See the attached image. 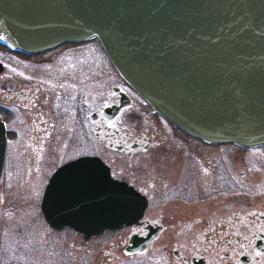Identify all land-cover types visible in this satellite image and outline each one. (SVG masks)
<instances>
[{"label": "flooded vegetation", "instance_id": "obj_1", "mask_svg": "<svg viewBox=\"0 0 264 264\" xmlns=\"http://www.w3.org/2000/svg\"><path fill=\"white\" fill-rule=\"evenodd\" d=\"M86 43L97 44L117 78L116 85L105 89L99 103L94 100L99 86L84 55L77 60L68 56L54 64H75V73H67L62 80L44 73L50 65L32 66L27 67L32 74L26 75L39 81L35 86L22 87L10 96L0 84L6 163L22 142H26L31 154L38 155L37 162L44 160L49 174L41 191L40 210L48 229L79 236L85 264H264V161L250 168L260 185L258 192L255 197H245L258 202L242 204V177L246 171L239 169L237 175L241 178L237 179L234 162L241 163V158L235 161L226 153V147L239 152L263 149L264 144L209 142L184 130L126 81L97 36L36 53L0 40V49L19 60L31 61L62 47ZM4 72L6 63L0 59V76ZM26 135L28 140H24ZM174 140L189 155L195 156L194 148L209 153L217 150L215 161H204L206 157L201 155L199 159L191 157L192 161L185 157L183 163L161 162L168 153V142ZM156 149H162L159 160L144 161L152 158L149 155ZM60 153L64 156H58ZM81 158L92 161L83 168L64 170L59 181L52 182L58 169ZM134 158L144 162H132ZM117 159L129 162L118 164ZM28 164L31 168L30 159ZM110 178L125 183L139 201L146 203L140 218L89 238L71 226L53 224L47 219L42 206L45 197L49 201L47 211L60 214L59 202L70 207L68 201L77 197L104 195L107 188L103 182ZM253 178L251 182H255ZM227 197L232 200L227 201Z\"/></svg>", "mask_w": 264, "mask_h": 264}, {"label": "water", "instance_id": "obj_2", "mask_svg": "<svg viewBox=\"0 0 264 264\" xmlns=\"http://www.w3.org/2000/svg\"><path fill=\"white\" fill-rule=\"evenodd\" d=\"M91 36L184 130L209 142L264 144V0H0V40L17 49L40 52ZM6 154L0 121V185ZM91 161L66 164L52 182ZM103 185L99 197L59 202L56 215L45 197L47 219L89 238L142 216L146 203L129 186L112 178Z\"/></svg>", "mask_w": 264, "mask_h": 264}, {"label": "rangeland", "instance_id": "obj_3", "mask_svg": "<svg viewBox=\"0 0 264 264\" xmlns=\"http://www.w3.org/2000/svg\"><path fill=\"white\" fill-rule=\"evenodd\" d=\"M81 55H84L89 61L87 68L93 73L92 75L99 86L98 95L94 96V100L99 103L102 100L101 95L105 89L110 85H116L117 78L108 63L104 61L96 43L62 47L56 52L37 57L31 61L19 60L15 55H10L4 49H0V59L6 63V72L0 76V84L10 96L13 95V91L22 87L28 89L31 86H35V82L39 83V81L31 80L26 75L32 74L27 69V67L32 66L50 65L45 69L44 73L51 78L62 80L67 76V73H75V64L66 62L64 67L60 64H54L68 56H73L77 60L81 58ZM43 70L40 72H43ZM163 131H165L164 128ZM26 139H29L28 135L24 137V140ZM169 142V147L165 149L168 153L161 160V162L164 161L163 163H183L186 161L185 157H196L199 159L201 155L206 157L204 161L209 160L211 162L215 161L214 157L217 156V153H215L217 150L211 149L209 153L206 151L199 152L201 149L197 148H194L195 156L189 155V152L183 151L184 148L177 141L174 140V143ZM99 149L102 150L104 148ZM104 151L106 150L104 149ZM158 153L161 154L162 149L153 150L149 155L152 158L144 161L159 160L157 159ZM226 153L229 157L234 156L235 161L237 157L241 158V163L238 160L236 163L234 162V168H237V179L241 178L239 174L237 175L239 169L246 171L242 177L241 192L244 195V197L242 195V204H248L249 201L250 203H257L256 199L245 197H251L253 194L255 197L260 187L256 183V175L253 178V171L250 168L252 166L255 167L258 161H264V148L238 152L232 147H226ZM58 156L63 157L64 155L60 153ZM37 157V154L30 153L26 142L25 144L24 142L17 144L16 148L9 154L8 165L6 163L0 188V264H85L81 259L85 252L80 248V237L75 234L54 233L48 229L45 223L40 210V195L49 172L45 165L43 166L44 160L38 159L37 162ZM29 159L31 168L28 164ZM189 160L192 161L193 159ZM141 161L143 160L137 158L132 160V162ZM128 162L129 160H116L118 164H126ZM134 167L135 165L129 166V169ZM164 167L167 168L169 165ZM252 178L255 182L250 181ZM217 199L221 198L217 197ZM226 199L227 201L232 200L231 197ZM261 201L264 202V198Z\"/></svg>", "mask_w": 264, "mask_h": 264}]
</instances>
